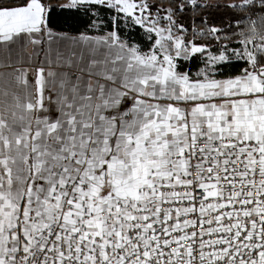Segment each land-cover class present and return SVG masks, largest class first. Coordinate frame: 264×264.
Wrapping results in <instances>:
<instances>
[{
    "label": "snow or ice",
    "instance_id": "snow-or-ice-1",
    "mask_svg": "<svg viewBox=\"0 0 264 264\" xmlns=\"http://www.w3.org/2000/svg\"><path fill=\"white\" fill-rule=\"evenodd\" d=\"M169 3L66 5L139 26L144 51L116 27L54 35L46 0H0V264H264V0H226L231 34L208 43L177 15L201 0Z\"/></svg>",
    "mask_w": 264,
    "mask_h": 264
},
{
    "label": "trees",
    "instance_id": "trees-1",
    "mask_svg": "<svg viewBox=\"0 0 264 264\" xmlns=\"http://www.w3.org/2000/svg\"><path fill=\"white\" fill-rule=\"evenodd\" d=\"M68 0H46L50 7L48 14V27L56 33L68 34L72 36L88 34V35H105L112 31L114 27L119 31L121 38L132 45H138L144 51L151 46L152 41L148 38V34L139 26L131 25L126 19L119 21L118 27L113 22L114 12L101 6L78 5L76 7H66ZM152 3H158L160 7H170L169 0H150ZM208 7H204V4ZM201 7L196 9L191 5L184 12L178 13L179 22L182 23L187 32L188 39H195L197 43H208L210 37L207 35H199L207 28L215 26L223 29V33L229 32V25L234 24L233 12L226 8L225 3L217 1L209 3L201 1ZM155 11V9H154ZM257 15H260L258 13ZM205 21L202 23L201 21ZM226 42V41H225ZM218 47L216 42L210 44V50L214 51ZM204 56L197 54L190 60H178V64L182 66L183 71L190 72L195 75L203 66ZM241 66L240 62L232 61L224 67L220 72L224 75H232L238 72Z\"/></svg>",
    "mask_w": 264,
    "mask_h": 264
},
{
    "label": "crops",
    "instance_id": "crops-1",
    "mask_svg": "<svg viewBox=\"0 0 264 264\" xmlns=\"http://www.w3.org/2000/svg\"><path fill=\"white\" fill-rule=\"evenodd\" d=\"M52 33L54 35L67 36L69 38L81 36V35L72 36V35H68V34L56 33L53 31H52ZM83 35H88V34H83ZM89 36L95 37V36H100V35H89ZM53 46L55 47V45H53ZM45 47H46V45H45ZM32 52H33V49L30 46L26 50H18L17 53L13 54V59L15 60L17 57H20L23 60H27L28 57L32 55ZM33 59H34V64L39 65L40 62L43 60V53L41 52L38 56L34 57ZM23 66L27 67V64H24ZM0 71H11V70L10 69H0Z\"/></svg>",
    "mask_w": 264,
    "mask_h": 264
},
{
    "label": "rangeland",
    "instance_id": "rangeland-1",
    "mask_svg": "<svg viewBox=\"0 0 264 264\" xmlns=\"http://www.w3.org/2000/svg\"><path fill=\"white\" fill-rule=\"evenodd\" d=\"M217 1L221 2V3H226V0H209V1H206V2H209V3H216ZM70 3V0L67 1V3H65V5H68ZM204 59L205 57H203L202 59V62H203V66L202 68L204 67ZM180 60H183V59H180ZM190 60V59H189ZM184 61H187V60H184Z\"/></svg>",
    "mask_w": 264,
    "mask_h": 264
},
{
    "label": "water",
    "instance_id": "water-1",
    "mask_svg": "<svg viewBox=\"0 0 264 264\" xmlns=\"http://www.w3.org/2000/svg\"><path fill=\"white\" fill-rule=\"evenodd\" d=\"M201 1H209V0H201Z\"/></svg>",
    "mask_w": 264,
    "mask_h": 264
}]
</instances>
